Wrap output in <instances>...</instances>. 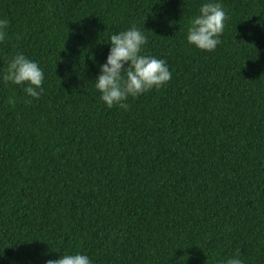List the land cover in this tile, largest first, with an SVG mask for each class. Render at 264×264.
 Wrapping results in <instances>:
<instances>
[{
    "label": "trees",
    "instance_id": "1",
    "mask_svg": "<svg viewBox=\"0 0 264 264\" xmlns=\"http://www.w3.org/2000/svg\"><path fill=\"white\" fill-rule=\"evenodd\" d=\"M220 2L207 52L202 0H0V70L23 52L45 77L39 99L0 83V264H264V0ZM133 24L171 78L109 109L92 81Z\"/></svg>",
    "mask_w": 264,
    "mask_h": 264
},
{
    "label": "clouds",
    "instance_id": "2",
    "mask_svg": "<svg viewBox=\"0 0 264 264\" xmlns=\"http://www.w3.org/2000/svg\"><path fill=\"white\" fill-rule=\"evenodd\" d=\"M226 12L220 0H202L198 12L188 19L185 39L188 45L201 51L212 52L221 43ZM264 26V19L259 21ZM9 21L0 18V43L7 38ZM109 51L105 62L99 64V74L92 81L99 92V99L107 108L114 106L127 110L129 98H137L153 89L159 90L171 78L167 62L162 58L144 54L147 37L135 24L110 34L106 42ZM44 72L39 64L23 52L14 54L7 67L0 70V83L22 87L26 95L39 99L43 92ZM9 104H15V98H8ZM59 253L55 259L45 264H92L89 255L84 252ZM47 253H45L46 255ZM221 264H244L237 252L226 258Z\"/></svg>",
    "mask_w": 264,
    "mask_h": 264
},
{
    "label": "bare ground",
    "instance_id": "3",
    "mask_svg": "<svg viewBox=\"0 0 264 264\" xmlns=\"http://www.w3.org/2000/svg\"><path fill=\"white\" fill-rule=\"evenodd\" d=\"M73 41V40H72ZM69 44V43H68ZM81 52V51H80ZM72 53V52H71ZM3 204V203H2ZM149 230V229H148ZM1 233V232H0ZM230 239V238H229ZM215 255V254H214Z\"/></svg>",
    "mask_w": 264,
    "mask_h": 264
}]
</instances>
